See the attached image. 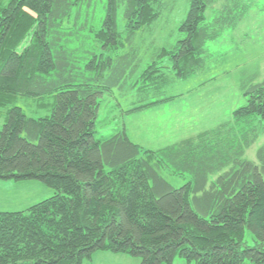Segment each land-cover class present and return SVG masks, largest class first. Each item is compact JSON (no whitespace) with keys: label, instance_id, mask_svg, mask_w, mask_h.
<instances>
[{"label":"trees","instance_id":"1","mask_svg":"<svg viewBox=\"0 0 264 264\" xmlns=\"http://www.w3.org/2000/svg\"><path fill=\"white\" fill-rule=\"evenodd\" d=\"M218 1L190 0L183 37L137 75L138 33L160 17L162 0H0V118L11 106L0 180L39 179L55 191L25 211H0V264H83L100 250L141 264H173L177 255L264 264V142L256 160L246 157L264 137V80L242 86L246 103L232 120L164 148L133 142L125 124L96 137L115 88L131 80L157 93L171 73L186 79L205 66L208 42L248 11L241 0ZM19 98L39 100L38 116ZM165 171L188 180L174 186Z\"/></svg>","mask_w":264,"mask_h":264},{"label":"rangeland","instance_id":"2","mask_svg":"<svg viewBox=\"0 0 264 264\" xmlns=\"http://www.w3.org/2000/svg\"><path fill=\"white\" fill-rule=\"evenodd\" d=\"M225 0H219L221 6ZM190 0H162L160 17L138 33L136 45L140 49L139 74L153 62L162 48L176 46L183 37L180 26L189 10ZM248 7L243 20L235 28L226 29L217 39L208 42L209 56L205 66L194 76L182 79L174 72L155 93L147 94L129 84L115 88L102 103L96 125V137L103 138L125 124L131 140L146 149L158 150L183 139L196 136L232 120L233 111L246 103L242 86L264 80V0H241ZM122 26V17L120 16ZM213 20V9L207 12ZM175 96L172 101L127 113L133 107ZM28 116H38L39 100L19 98L17 103ZM11 106L3 109L0 129L6 122ZM264 137L251 146L246 157L257 159ZM163 175L174 186H182L188 178ZM53 188L39 179L0 180V211H25L34 204L54 195ZM245 241L255 245L250 231ZM83 264H141L139 257L123 252L100 250ZM173 264H189L177 255Z\"/></svg>","mask_w":264,"mask_h":264}]
</instances>
